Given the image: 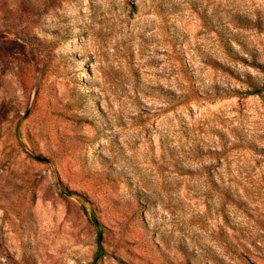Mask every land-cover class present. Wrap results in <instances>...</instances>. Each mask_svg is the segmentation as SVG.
I'll return each instance as SVG.
<instances>
[{
	"label": "rangeland",
	"instance_id": "obj_1",
	"mask_svg": "<svg viewBox=\"0 0 264 264\" xmlns=\"http://www.w3.org/2000/svg\"><path fill=\"white\" fill-rule=\"evenodd\" d=\"M0 264H264V0H0Z\"/></svg>",
	"mask_w": 264,
	"mask_h": 264
},
{
	"label": "trees",
	"instance_id": "obj_2",
	"mask_svg": "<svg viewBox=\"0 0 264 264\" xmlns=\"http://www.w3.org/2000/svg\"><path fill=\"white\" fill-rule=\"evenodd\" d=\"M94 219H95L94 220L95 224L98 225V221L96 220V218H94ZM100 247L101 248L98 250V252L95 255V261H94V263H96L99 260V258L101 257V255L103 254V247L102 246H100Z\"/></svg>",
	"mask_w": 264,
	"mask_h": 264
}]
</instances>
